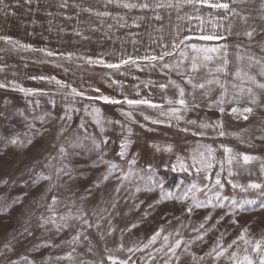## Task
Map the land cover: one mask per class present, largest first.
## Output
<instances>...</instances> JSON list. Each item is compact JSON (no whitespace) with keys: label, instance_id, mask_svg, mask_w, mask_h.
Listing matches in <instances>:
<instances>
[{"label":"rangeland","instance_id":"obj_1","mask_svg":"<svg viewBox=\"0 0 264 264\" xmlns=\"http://www.w3.org/2000/svg\"><path fill=\"white\" fill-rule=\"evenodd\" d=\"M227 1V39L185 43L227 45L228 72L239 68L264 83L258 75L264 65V0ZM188 5L2 0L0 37L18 43L0 40V264H236L233 253L259 264L253 246L264 241V90L216 73L227 88L224 103L217 104L222 89L216 84L193 89L186 82L213 78L202 65L190 70V59L180 53L190 57L191 49L172 48L180 38L200 36L201 26L182 15ZM165 50L173 55L146 59ZM100 60L121 67L110 69ZM241 87L245 91L237 95ZM181 88L188 111L177 103ZM104 96L121 103H105ZM129 99L161 107H130ZM234 107L253 112L245 120L232 113ZM201 123L212 127L201 129ZM204 146L213 149L210 169L200 163V153L208 158ZM245 154L254 157L248 164ZM217 173L221 185L215 184ZM253 183L262 187L250 189ZM177 240L183 243L173 256Z\"/></svg>","mask_w":264,"mask_h":264},{"label":"snow or ice","instance_id":"obj_2","mask_svg":"<svg viewBox=\"0 0 264 264\" xmlns=\"http://www.w3.org/2000/svg\"><path fill=\"white\" fill-rule=\"evenodd\" d=\"M185 2L187 4H190V5H194V4H200L202 6H205L207 8H210V9H216V10H223L225 14H227L230 10V4L228 2H223V0H185ZM231 2L233 4L237 3V0H231ZM0 3H2V0H0ZM124 7H134V5H131V4H124L123 5ZM162 6V5H161ZM169 7H171L172 5L169 4L168 5ZM143 7L147 8L149 7V5L145 4L143 5ZM232 13L233 14H238L235 12V9H231ZM224 19H227V15L224 16ZM229 31V34H231V29L229 28L228 29ZM249 38L252 37V32H247L245 33ZM227 39V36H225L223 33H215V32H212V33H206V34H202L200 36H186V37H183V38H180L179 41H178V44H173L172 45V48H177L179 47V45H184V48L185 49H191V52L193 53V55H191L189 57V54L187 51H184L182 50L180 55L182 57H184V59H190L191 61V64H190V70L191 71H199V67L202 65L203 67L205 68H208V74L210 76H212L213 78L212 79H209L203 83H200V84H194L192 83V78L189 77V79L186 81L187 83H190L192 84V87L193 89H204L206 87V84L207 85H211V84H216L220 89H222V92H221V96L220 98L215 102L217 104H223L224 103V96L227 94V88H226V84L224 82H222L219 77H217L215 74L216 73H219V74H222L224 76H227V75H232L234 77V79H239L241 80L242 84L243 83H247V82H251L252 84H254L257 88L259 89H262L264 90V83H260L256 80V76L254 75H250L248 72H243L241 69H237L235 71V73H229L228 72V64H229V61L227 59V56H228V52H227V45H224L223 48L219 47V46H215V47H207V46H200L198 47L196 44H186L185 41H191V40H199V41H206V42H211V41H220V40H226ZM0 40H4L6 43H12V44H16L18 42H14V41H11L8 37H0ZM23 47V46H22ZM43 51V50H41ZM49 56L53 55V53L51 52H48L47 53ZM170 55H173V52L171 50H165V51H162L159 55H152V56H149V57H146L147 60H150V61H163L164 57L166 56H170ZM221 60L222 63L220 64H217L215 66V68H209L208 66L212 63H214L215 60ZM198 62H200L198 64ZM100 64H102L103 66L107 67V68H110V69H119L121 67V64L120 63H105L103 60H100L99 61ZM129 61L128 60H125L123 61V64H128ZM132 63H135V61H132ZM257 64L260 63V61H256ZM163 67L165 68H168L169 70L172 69V65H169V64H164ZM251 67V65L249 66ZM180 75H183V73H178ZM258 75H260L261 77H264V65H261L260 69H259V72H258ZM57 84H60L59 81H56ZM234 88L237 87V85L233 84L232 85ZM0 87H4V85H0ZM61 87H65V85H62L61 84ZM161 87H165L164 85H161ZM21 91H24L23 89H21ZM245 89L243 87L240 88V91L239 93H237V95H242L244 93ZM73 92V95H76V96H79V95H82V93H79L77 92L75 89L72 90ZM247 92L248 94L251 96L252 95V88L249 87L247 88ZM208 93H205V95H207ZM179 99L177 101V103L181 106V108L184 110V111H188L189 108H188V103L187 101L184 99L185 97V91L183 88L179 89ZM100 99H102L105 103H111V104H119L121 103L120 100H116V99H110L109 97L107 96H104V97H101ZM195 97L193 96V107H195ZM251 103L253 104H256L258 101H257V98H255L253 96L252 100L250 101ZM126 103L131 107V106H138V105H147L151 108H158V107H161L160 105H156V104H153L151 103V101L149 100H132V99H129V100H126ZM169 103H172V101H169ZM181 109H172V112L173 114L179 112ZM220 112L223 113L224 112V108L223 107H220ZM95 111L99 112V109H96ZM232 113L233 114H236V113H240L241 115H243V118L245 120L248 119V115H245V113H252L253 112V109L250 108V107H246L243 109V112H240V110L238 108H232ZM163 114V113H162ZM175 118L177 120H179L181 117L179 115H176ZM145 119H149L147 116L145 117ZM152 123H160V121H157V120H153ZM189 123L191 124H196V121H189ZM170 126V125H169ZM221 128H222V125H219ZM199 127L201 129H206V128H209V127H212V125L210 124H206V123H201L199 124ZM186 130V129H185ZM197 133H193V135H196ZM201 135H203V133H200ZM225 133L223 131H220L219 132V135L220 136H223ZM13 143H15V141H13ZM206 148V151L208 153V158L207 159H203L204 157V153H200V156L202 157L200 163L205 167V168H212L213 167V164H212V153H213V149L210 147V146H204ZM121 152H120V156L123 158L124 155H125V149H126V145L125 144H122L121 145ZM169 151L171 150L170 148L168 149ZM61 151H63V149H61ZM224 151L225 153H231V149L230 148H224ZM194 161H195V156L193 157ZM232 157L230 156L229 159H228V163L231 164L232 163ZM243 159V162L245 164H248L251 160L254 159V157L252 156H249V155H243L242 157ZM133 163H135V161H133ZM112 168L115 167V165H112L111 166ZM180 167L185 171L187 172L188 169L184 166L183 162H181L180 164ZM173 171H175V168L172 169ZM62 171V169L60 170ZM198 171H200V169H198ZM59 174V172L57 173ZM229 175H232V172L229 171ZM107 177H105L106 179ZM206 180L207 179H211V177L209 175H205L204 177ZM45 179H50V177H45ZM215 184L216 185H221V181L219 179V173H217V178L215 180ZM233 188L237 187L235 184L232 185ZM248 187L250 189H253V190H258L260 189L262 186L260 184H250L248 185ZM161 188H163V186L161 185ZM192 188H197V185L196 184H193L192 185ZM117 191H119V189H117ZM189 191H191V189H189ZM183 198H186V197H183ZM56 203V200L55 198H53V204ZM236 201H233V204H235ZM245 204H252L254 203L253 200H246L244 201ZM194 205L196 207H201V204L197 201H195L194 199ZM221 207H223V205H221ZM188 213L190 214L192 212V208L189 207L187 209ZM233 223H235V221H233ZM201 227H203V225H201ZM179 234V233H177ZM160 235L159 232H157L153 237H152V240L151 242H155V240L157 239V237ZM165 241L168 240V237L165 236L164 237ZM240 239H244V236L241 235L240 236ZM183 243V241L181 240H177L174 244V246L171 247L170 249V252L173 256H175V253H176V249L180 248L181 244ZM233 243H235V241H233ZM245 243L246 244H249L251 243V241H247L245 240ZM262 245H264V241H257L255 242L254 246H253V252H255L258 256H259V264H264V249H262ZM213 251L215 252L216 249L214 248ZM245 252H247V249H245ZM208 255H211V253H208ZM223 255V252H218L217 253V258L219 256H222ZM232 260L236 261V264H256V261L252 258V256L250 255H247L245 254L242 259L239 258L236 253H233L232 256L230 257ZM193 259L195 260V256L193 257ZM200 259H203V257H201ZM115 264V262H114ZM167 264V262H166Z\"/></svg>","mask_w":264,"mask_h":264},{"label":"crops","instance_id":"obj_3","mask_svg":"<svg viewBox=\"0 0 264 264\" xmlns=\"http://www.w3.org/2000/svg\"><path fill=\"white\" fill-rule=\"evenodd\" d=\"M223 2L228 1L223 0ZM189 5L185 7L182 15L189 19V25L201 26L200 35L212 32L228 35L229 13L225 14L223 10L210 9L200 4H194L193 8H190ZM225 15H227V19H224Z\"/></svg>","mask_w":264,"mask_h":264}]
</instances>
